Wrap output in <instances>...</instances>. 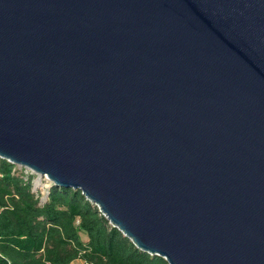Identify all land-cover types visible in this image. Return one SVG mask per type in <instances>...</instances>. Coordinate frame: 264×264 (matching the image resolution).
<instances>
[{"label": "water", "instance_id": "1", "mask_svg": "<svg viewBox=\"0 0 264 264\" xmlns=\"http://www.w3.org/2000/svg\"><path fill=\"white\" fill-rule=\"evenodd\" d=\"M0 157L170 264H264V0H0Z\"/></svg>", "mask_w": 264, "mask_h": 264}, {"label": "trees", "instance_id": "2", "mask_svg": "<svg viewBox=\"0 0 264 264\" xmlns=\"http://www.w3.org/2000/svg\"><path fill=\"white\" fill-rule=\"evenodd\" d=\"M34 177L0 157V264H170L138 248L80 189L51 184L41 203Z\"/></svg>", "mask_w": 264, "mask_h": 264}, {"label": "rangeland", "instance_id": "3", "mask_svg": "<svg viewBox=\"0 0 264 264\" xmlns=\"http://www.w3.org/2000/svg\"><path fill=\"white\" fill-rule=\"evenodd\" d=\"M17 166H18V168H24L25 173H28V174L33 173L35 175L34 181L36 182V179H37L36 174L34 172H32L31 169L27 168L26 166H20L18 164H17ZM51 184H52V182L50 180H48L47 178L43 177L41 185L36 183L35 191L37 193L42 194V192H45L51 186ZM81 235H82V237L84 239H86L88 237L86 232H81ZM75 264H78V263H75Z\"/></svg>", "mask_w": 264, "mask_h": 264}, {"label": "built area", "instance_id": "4", "mask_svg": "<svg viewBox=\"0 0 264 264\" xmlns=\"http://www.w3.org/2000/svg\"><path fill=\"white\" fill-rule=\"evenodd\" d=\"M21 166V165H20ZM28 168V167H27ZM30 169V168H29ZM32 172H34L33 170H31ZM35 173V172H34ZM33 174V173H31ZM36 174V177H37V173ZM48 179V178H47ZM49 180V179H48ZM35 185H36V182L34 181V190H35ZM49 189V188H48ZM48 189L45 191V192H42L41 196H40V199H41V203L45 202L47 200V195H48ZM78 264H92V262L88 261V260H85V259H79L78 261Z\"/></svg>", "mask_w": 264, "mask_h": 264}, {"label": "bare ground", "instance_id": "5", "mask_svg": "<svg viewBox=\"0 0 264 264\" xmlns=\"http://www.w3.org/2000/svg\"><path fill=\"white\" fill-rule=\"evenodd\" d=\"M33 170V169H31ZM34 171V170H33ZM36 172V171H35ZM37 173V179H36V183L41 185L42 184V178L45 177V178H48L47 175H44L42 176L40 173L36 172ZM49 179V178H48ZM50 180V179H49ZM51 181V180H50Z\"/></svg>", "mask_w": 264, "mask_h": 264}, {"label": "crops", "instance_id": "6", "mask_svg": "<svg viewBox=\"0 0 264 264\" xmlns=\"http://www.w3.org/2000/svg\"><path fill=\"white\" fill-rule=\"evenodd\" d=\"M82 238H83V237H82ZM83 239H84V238H83ZM85 240H87V238H86ZM78 261H79V259H76V260L72 261L70 264L78 263Z\"/></svg>", "mask_w": 264, "mask_h": 264}]
</instances>
